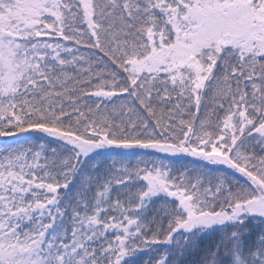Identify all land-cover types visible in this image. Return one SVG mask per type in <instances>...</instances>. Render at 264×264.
<instances>
[{"label":"snow or ice","instance_id":"1","mask_svg":"<svg viewBox=\"0 0 264 264\" xmlns=\"http://www.w3.org/2000/svg\"><path fill=\"white\" fill-rule=\"evenodd\" d=\"M0 264H264V0H0Z\"/></svg>","mask_w":264,"mask_h":264}]
</instances>
